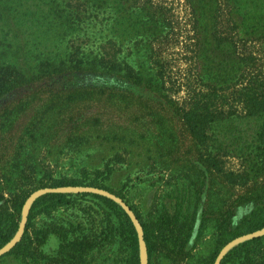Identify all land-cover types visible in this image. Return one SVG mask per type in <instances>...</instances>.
<instances>
[{"label": "trees", "instance_id": "16d2710c", "mask_svg": "<svg viewBox=\"0 0 264 264\" xmlns=\"http://www.w3.org/2000/svg\"><path fill=\"white\" fill-rule=\"evenodd\" d=\"M15 1L0 0V17L4 14L6 21H13ZM81 6L77 0L76 5L67 4V11L58 5L51 8L62 36L59 39L76 29L75 20L86 12ZM243 42L244 51L237 55L234 50L230 55L229 79L219 73L191 90L188 101L172 106L171 111L205 152L186 166L187 186L162 202L156 199L146 214L110 188L109 175L100 169L85 167L80 175L57 176L41 160L21 159L13 169L6 160L9 152L26 147L30 138L46 144L59 135L71 139L77 133V138H83L100 124L102 114L74 112L77 102L85 97L95 101L102 90L134 96L133 87H145L143 75L135 73L127 60H119L117 53H106L107 61L104 56L84 64L76 59L77 52H67V58H46L38 74L26 65L25 58L17 64L0 53V251L20 232L28 200L44 190L29 207L20 239L0 254V260L142 264V237L147 264H264V233L224 253L233 241L264 229V52L250 47L260 43L263 48L264 33ZM37 83L41 85L31 88ZM42 85L48 89L41 91ZM32 110L33 116L26 117ZM249 118L261 121L256 138L248 146L233 148L241 137L231 133L227 150L222 152L216 127ZM28 125L32 126L30 135ZM229 155L240 161L237 168L226 167L223 156ZM213 181L236 192L210 201L208 185ZM51 235L60 244L48 252L44 246Z\"/></svg>", "mask_w": 264, "mask_h": 264}, {"label": "rangeland", "instance_id": "374dc122", "mask_svg": "<svg viewBox=\"0 0 264 264\" xmlns=\"http://www.w3.org/2000/svg\"><path fill=\"white\" fill-rule=\"evenodd\" d=\"M135 1L79 0L87 15L83 13L75 20L76 29L68 30L61 40L57 18L50 15V10L58 5L67 11V4L76 5L77 0H16L13 21H6L4 14L0 17V53L17 64L25 58L26 65L36 74L46 58L66 57L67 52H77L76 59L84 64L98 62L104 56L107 61L106 53H117L119 60H127L135 73L143 75L145 87H133L134 96L102 90L95 101L85 97L77 102L74 112L86 115L95 110L102 114L100 124L83 138H77V133L71 139L59 135L52 144L30 138L26 147L9 152L6 160L12 169L21 159L29 163L41 160L57 176L80 175L85 167L90 171L100 169L104 176L109 175L106 183L110 188L124 194L146 214L156 199L162 202L178 188L187 186L186 166L193 163L198 153L205 152L203 146L195 144L177 113L171 111L172 106L188 101L191 90L211 82L219 73L224 80L229 79L231 53L235 50V54H241L243 39L264 33V0ZM260 45L250 47L264 52ZM39 85L33 84L31 88ZM46 89L42 85L41 91ZM25 116H33V110ZM260 124L259 119L249 118L217 126L222 152L227 150L231 133L241 137L233 148L250 145ZM26 128L30 135L32 126ZM223 158L228 168L240 164L233 155ZM208 186L210 201L236 192L221 181ZM65 190L106 193L93 188ZM43 191L28 200L24 215ZM263 233L264 229L238 238L224 253ZM18 237L19 234L15 239ZM13 242L0 254L9 250ZM59 244V238L51 235L44 248L50 252ZM0 264L32 263L7 257Z\"/></svg>", "mask_w": 264, "mask_h": 264}, {"label": "water", "instance_id": "95a60500", "mask_svg": "<svg viewBox=\"0 0 264 264\" xmlns=\"http://www.w3.org/2000/svg\"><path fill=\"white\" fill-rule=\"evenodd\" d=\"M25 206H26V205H25ZM24 209H25V207H24ZM27 213H28V212H27ZM27 213L24 215L23 222H22V227H21L20 232L18 233V234H19V237H18L17 239L13 240V241H14L13 244H14L17 240H19L20 237H21V235H22V232H23V230H24V223H25V220H26V215H27ZM17 236H18V235H17ZM17 236H16V237H17ZM141 243H142L143 250L145 251L144 242H143L142 237H141ZM145 256H146V264H147V255H146V251H145ZM142 263H143V253H142Z\"/></svg>", "mask_w": 264, "mask_h": 264}, {"label": "bare ground", "instance_id": "6f19581e", "mask_svg": "<svg viewBox=\"0 0 264 264\" xmlns=\"http://www.w3.org/2000/svg\"><path fill=\"white\" fill-rule=\"evenodd\" d=\"M142 264H146V256H145V251L143 250V263Z\"/></svg>", "mask_w": 264, "mask_h": 264}]
</instances>
